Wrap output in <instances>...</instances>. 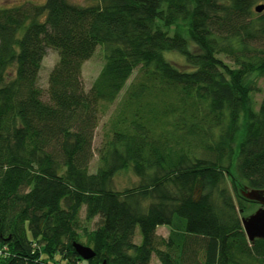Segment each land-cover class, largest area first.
Segmentation results:
<instances>
[{"label": "trees", "instance_id": "1", "mask_svg": "<svg viewBox=\"0 0 264 264\" xmlns=\"http://www.w3.org/2000/svg\"><path fill=\"white\" fill-rule=\"evenodd\" d=\"M89 1L0 7V264H83L82 236L86 264H264L240 215L264 190V0ZM125 171L138 184L114 189Z\"/></svg>", "mask_w": 264, "mask_h": 264}, {"label": "rangeland", "instance_id": "2", "mask_svg": "<svg viewBox=\"0 0 264 264\" xmlns=\"http://www.w3.org/2000/svg\"><path fill=\"white\" fill-rule=\"evenodd\" d=\"M70 2L81 4V5H89L92 4V1L89 0H69ZM26 2H32V3H43L45 0H0V7L2 6H14ZM258 4H263L264 1H260ZM171 53H167V57H169ZM179 65H182L183 63V58L180 57L178 54H173L172 57ZM59 59V53L56 49L54 48H48L46 51V55L43 58L42 65H41V70L39 73V86L46 91L48 88V77L49 73L51 72L53 66ZM104 50L101 46L97 47L95 50L94 54L84 62L83 64V69H82V77H83V82H84V87L86 90H89L92 83L98 76L100 70L102 69L104 65ZM136 72L134 75L130 78L129 83L134 79ZM253 78L256 80L257 87H259V90H256L252 96L255 101V103L258 105L261 102L263 92H264V78L260 77L258 75H253ZM128 86V82L125 86V88L121 91L119 98L112 104L107 105V109L105 110V113L102 114L100 118L99 125L95 131V136L93 140V148H94V157L91 161V171H95L96 166L98 164V153L97 149L101 146L102 140H103V131H104V125L106 122H108L110 116L112 115L115 107L117 106L119 100L124 94L125 89ZM46 95V94H45ZM46 98V96L44 97ZM139 178L131 171H125L121 172L118 174L112 181V187L116 190H124L126 188L135 186L138 184ZM248 190V189H246ZM259 207V205L256 203H251L247 210L245 212H240L241 217H247L250 214H252L256 209ZM80 218L81 221L83 222L84 225H86L89 229H93L95 227V221H92L88 224L84 222L85 218V210L83 209L80 213ZM158 233L161 235H167L168 233V228L167 227H159L158 228ZM140 237V234L139 236ZM86 237L82 236L80 237L79 243H82L84 245H88L86 243ZM91 246V245H90ZM59 257L56 259L58 260ZM86 260L82 259V263L86 264ZM99 264H105V263H99ZM151 264H160L159 260L154 257L153 262Z\"/></svg>", "mask_w": 264, "mask_h": 264}, {"label": "water", "instance_id": "3", "mask_svg": "<svg viewBox=\"0 0 264 264\" xmlns=\"http://www.w3.org/2000/svg\"><path fill=\"white\" fill-rule=\"evenodd\" d=\"M255 10L261 12L264 10V5L259 4ZM244 197L253 200L259 204V207L247 217H242V225L244 232L249 241H253L257 238L264 239V190L248 189L243 190ZM76 252L80 258L89 260L96 255V252L87 245L79 242H74ZM105 263V262H104Z\"/></svg>", "mask_w": 264, "mask_h": 264}, {"label": "crops", "instance_id": "4", "mask_svg": "<svg viewBox=\"0 0 264 264\" xmlns=\"http://www.w3.org/2000/svg\"><path fill=\"white\" fill-rule=\"evenodd\" d=\"M153 262V259H152V261H151V263Z\"/></svg>", "mask_w": 264, "mask_h": 264}]
</instances>
